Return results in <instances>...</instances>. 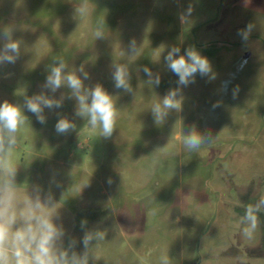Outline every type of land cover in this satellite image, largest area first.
Instances as JSON below:
<instances>
[{"label": "rangeland", "instance_id": "obj_1", "mask_svg": "<svg viewBox=\"0 0 264 264\" xmlns=\"http://www.w3.org/2000/svg\"><path fill=\"white\" fill-rule=\"evenodd\" d=\"M81 2L0 0V28L13 26L21 40L17 62L0 66V102L22 105L25 95L41 91L67 95L66 88L41 87L48 66L63 58L70 69L85 65V84H102L117 107L109 139L74 117V100L45 109V125L26 112L13 156L18 183L61 184L52 192L68 232L79 239L81 219L104 232L96 264H161L165 254L170 264H217L212 256L233 255L242 240L246 206L264 197V45L249 51L255 41L232 43L242 42L237 32L247 26L236 20L238 0H90L77 16ZM101 21L105 38L96 40ZM133 39L136 55L129 51ZM171 46L182 53L195 46L211 60L216 79L197 76L182 90V110L157 125L152 105L177 87L163 61ZM113 63L129 67L133 94L114 87ZM145 65L159 74L158 87L147 83ZM57 112L75 120L74 132L56 134ZM193 124L214 138L195 152L183 143Z\"/></svg>", "mask_w": 264, "mask_h": 264}, {"label": "clouds", "instance_id": "obj_2", "mask_svg": "<svg viewBox=\"0 0 264 264\" xmlns=\"http://www.w3.org/2000/svg\"><path fill=\"white\" fill-rule=\"evenodd\" d=\"M90 0H82L76 6L77 16H83ZM191 7L180 20L188 22ZM104 21L94 30L96 40L104 39ZM252 25L238 30L242 43H247ZM14 27L4 25L0 28V66L14 65L21 56V40L14 38ZM129 51L133 55L138 52L135 39L129 42ZM166 68L175 75L177 87L169 89L159 101L154 103L151 113L154 122L161 125L172 111L180 112L183 107L182 90L196 82V77H207L208 81L216 79L211 60L195 46H189L183 53L178 46H171L163 56ZM148 77L147 83L160 84L159 74L153 73L148 66L140 69ZM47 75L42 89L56 93L62 88L68 94H61L59 99L48 96L41 91L32 96H24L23 104L4 100L0 102V264H96L94 249L98 242L104 240V232L89 229L86 219H81L79 227L83 235L77 239L65 228L61 216V201H57L52 187L59 189L61 184L54 178L49 180V188L39 183L31 186L17 181L18 165L13 156L19 142L21 129L29 122L31 113L36 121L47 124L45 109L50 112L63 107L65 99L75 101L74 117L87 121L88 126L100 131L104 139L112 137L116 130L117 107L113 95L102 84L86 85L90 74L85 65L69 68L63 58L54 59L46 69ZM111 76L116 89L133 94L131 73L123 63L111 65ZM222 90L226 93L228 82H224ZM218 105H213V108ZM58 119L54 130L57 135L67 136L76 130L74 119L56 113ZM211 129L201 130L196 124L191 125L183 134V143L188 151H198L202 145L213 140ZM109 183L111 181L109 180ZM154 214V213H153ZM264 214V197L253 204H248L240 218L242 235L247 239L254 238L264 223L260 215ZM161 264H170L167 254L160 257Z\"/></svg>", "mask_w": 264, "mask_h": 264}, {"label": "crops", "instance_id": "obj_3", "mask_svg": "<svg viewBox=\"0 0 264 264\" xmlns=\"http://www.w3.org/2000/svg\"><path fill=\"white\" fill-rule=\"evenodd\" d=\"M235 6H238L236 13L237 21L248 25H252V30L249 40L256 43L249 47V51L256 50L261 43L264 45V0H238ZM234 6V7H235ZM240 12V14H239ZM235 17V16H233ZM233 44H241L242 42H232ZM264 53V52H263ZM264 55V54H263ZM264 57V56H263ZM230 168V165H229ZM260 219L264 222V215H260ZM241 241L234 247L232 254L229 257L223 254L212 256L218 260L217 264H225L224 262L231 260L227 264H264V223L261 224L260 229L255 234V241L241 238Z\"/></svg>", "mask_w": 264, "mask_h": 264}]
</instances>
